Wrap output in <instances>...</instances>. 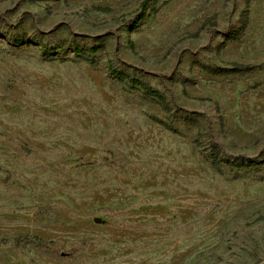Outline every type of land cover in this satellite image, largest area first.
Wrapping results in <instances>:
<instances>
[{
    "label": "rangeland",
    "instance_id": "obj_1",
    "mask_svg": "<svg viewBox=\"0 0 264 264\" xmlns=\"http://www.w3.org/2000/svg\"><path fill=\"white\" fill-rule=\"evenodd\" d=\"M143 1L0 0V264H264V0Z\"/></svg>",
    "mask_w": 264,
    "mask_h": 264
},
{
    "label": "trees",
    "instance_id": "obj_2",
    "mask_svg": "<svg viewBox=\"0 0 264 264\" xmlns=\"http://www.w3.org/2000/svg\"><path fill=\"white\" fill-rule=\"evenodd\" d=\"M249 1L250 0H245L243 8L239 12L237 21L234 24L228 26L224 30L225 38H224V41L221 44H219V46L217 47L218 50L223 49L226 46L227 42L237 40L246 30L248 21H249ZM146 4H147V0H144L141 3L142 11L138 17L139 20L142 19L145 14ZM1 18L2 17L0 16V19ZM14 41L16 43H20L21 39L15 38ZM99 49L100 48L98 46H93L89 48L74 46L72 51L75 54V56L82 58L83 55L95 54ZM89 62L93 63L91 59H89ZM230 66H231L230 68H222V67H211L207 65H199L202 71L208 74H211V75H215V76H224L227 74L244 73V72H250L252 70V67L249 65H241V64L233 63V64H230ZM109 70L113 77L117 79H125L133 87L138 88L145 98L156 101L163 110L165 111L170 110L168 102L158 90L153 89L152 87L146 85L145 83L137 79L129 77L127 74L123 72L112 69L111 66L109 67ZM150 119L156 124L160 125L165 130L171 133H177V131L174 128H172L170 125H168L166 122L160 119H157L155 117H150ZM213 159L217 162L223 163L224 165L235 166L237 168H246V167H251L254 165L253 163L245 162V161L231 162V161L223 160L217 157V155L214 153H213ZM28 243H33L41 247H48L49 245L53 244L51 241L44 242L40 238L36 236H31V235H24V236H18L12 239H1L0 240V245L9 244L14 247H19L21 245L28 244Z\"/></svg>",
    "mask_w": 264,
    "mask_h": 264
}]
</instances>
